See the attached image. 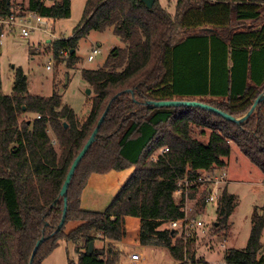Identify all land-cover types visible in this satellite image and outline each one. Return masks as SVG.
<instances>
[{
	"label": "trees",
	"instance_id": "obj_1",
	"mask_svg": "<svg viewBox=\"0 0 264 264\" xmlns=\"http://www.w3.org/2000/svg\"><path fill=\"white\" fill-rule=\"evenodd\" d=\"M71 7L72 0H0V19L29 12L65 19ZM107 29L122 45L112 48L99 68L82 69L93 91L85 118L57 91L50 96L30 93L21 68L13 92L4 94L0 67V264H30L42 237L32 264H43L62 239L75 244L77 264H118L121 253L113 242L122 240L126 230L116 204L136 193L140 244L165 247L180 261L184 244L168 227L183 216L173 196L178 179L227 167L231 143L264 174V100L243 123L197 106L145 104L198 100L244 116L264 92V0H177L174 13L159 0L152 8L143 0H87L73 35L52 43L54 55L68 52V64H73L78 40ZM107 108L95 141L71 178L65 222L55 232L63 216V183ZM206 129L211 133L204 141ZM127 169H133L130 177L105 211L82 207L91 175ZM204 198L201 192L200 210L206 208ZM238 204L237 195L227 189L222 193L214 228L223 235ZM71 221L80 224L67 231ZM263 229L264 213L255 209L248 243L225 251L228 263L264 264L259 257ZM98 240L108 243L99 248ZM193 245L187 252L196 260Z\"/></svg>",
	"mask_w": 264,
	"mask_h": 264
},
{
	"label": "rangeland",
	"instance_id": "obj_2",
	"mask_svg": "<svg viewBox=\"0 0 264 264\" xmlns=\"http://www.w3.org/2000/svg\"><path fill=\"white\" fill-rule=\"evenodd\" d=\"M15 1L20 3L24 0ZM159 1L171 13L175 12L177 0ZM47 2L49 4L51 0H47ZM86 3L87 0H72L69 18L51 19L44 17L47 25H39L40 30L32 31L28 38L20 36L17 27L12 33L6 34L1 42L0 56L2 92L4 94L13 92L15 74L17 69L21 68L27 76L30 93L50 96L54 91H57L62 95L64 102L72 106L81 118L88 115L91 108L90 96L93 95V91L91 86L82 78L81 71L82 69H96L102 66L111 49L122 45V41L112 29L91 31L78 40L76 60L73 64H68V52L63 53L60 57L54 55L52 43L58 38H68L73 35L82 20ZM31 23L34 24V21ZM95 48L99 49L100 52L94 54L95 58L90 61L88 57L93 54ZM88 89H91L90 94H87ZM210 133V129H206V134L203 136L204 141L209 139ZM231 144V153L226 158L230 179L227 189L236 193L239 198V204L230 216L231 228L226 235L214 228V224L217 222L216 208L210 205L208 212L206 211L205 215L202 216L207 224V233L193 245L197 258L203 257L217 263L224 258L225 251L246 247L252 229V215L255 209L264 213V174L240 150L237 144ZM131 171L133 170H114L106 174H97L104 180L102 182L104 185L97 186L96 189L93 186V179L95 180L96 175L93 174L90 185L86 189L90 204L85 202L82 207L94 211H105L115 198L117 187L120 183H122L121 185L125 183H123V179ZM118 179L120 180L118 181ZM105 199L109 201L106 202ZM121 200L123 201L124 198ZM124 204H120V208L126 217L130 218V220H126L125 239L129 245L135 247L139 229L140 204L137 205L135 200L129 204ZM79 224L80 221H71L67 224L66 230L70 231ZM261 240L263 247L259 251V257H264V229ZM107 243L108 241L98 240L95 244L101 248ZM75 247L73 242L60 240L57 248L47 256L46 264H68L69 260L77 264L79 254ZM127 249L130 250L131 248ZM140 252L146 257V260L140 264H176L165 250L157 251L156 254L150 253L149 250H140Z\"/></svg>",
	"mask_w": 264,
	"mask_h": 264
},
{
	"label": "built area",
	"instance_id": "obj_3",
	"mask_svg": "<svg viewBox=\"0 0 264 264\" xmlns=\"http://www.w3.org/2000/svg\"><path fill=\"white\" fill-rule=\"evenodd\" d=\"M31 21H34V24H32ZM39 25H47V21L44 17L35 12H29L24 16L11 14L7 18H2L0 19V27L2 28L0 43L6 34L12 33L14 31L15 27L19 29L20 36L23 38H28L32 31L40 30ZM99 52L100 50L95 48L93 54H90L88 59L90 61L93 60L95 58L94 54ZM48 68H50V66H48ZM168 150L169 149L166 147L161 151L166 152ZM229 181V174L228 170H226V167L217 166H214L208 170H201L195 175H186L178 179L173 196L176 204L182 211L183 216L177 220L170 221L168 224V227L174 231L175 238L182 240L184 244V258L178 261V264L217 263L201 259L192 260L188 256L187 251L188 245L191 242H197L207 233V224L202 218V216L205 215L207 209H199L200 193H205L204 202L206 207H209L210 205L215 206L217 215V208L220 204L221 195L227 189ZM128 257L131 261L137 262L141 260V253L139 251H131L129 252ZM217 264L230 263H228V261L223 258L221 261H218Z\"/></svg>",
	"mask_w": 264,
	"mask_h": 264
},
{
	"label": "water",
	"instance_id": "obj_4",
	"mask_svg": "<svg viewBox=\"0 0 264 264\" xmlns=\"http://www.w3.org/2000/svg\"><path fill=\"white\" fill-rule=\"evenodd\" d=\"M143 1L146 3L148 8H152L153 5H154V2H155V0H143ZM90 92H91V89H88L87 90V94H90ZM263 100H264V92L259 97L256 98V100H255L254 104L252 105V107L250 108V110L242 117H235V116H233L231 114H228L225 111H222V110L218 109L215 106H212V105H209V104H206V103H202V102H200L198 100H185V99L184 100L183 99H181V100H179V99L160 100V101L148 100V101L145 102V104L147 106H149V107L197 106V107H202V108L208 109L210 111L216 112V113H218L219 115H221L222 117H224L227 120H230V121H233V122H236V123H243L255 111L256 107ZM107 111H108V108L105 110V112L103 113V115L99 119V121L97 123V126L93 130L91 136L89 137V139L87 140V142L84 145L83 149L79 152V154L77 155V157L75 158V160L73 161V163H72V165H71V167L69 169V172H68V174L66 176V179H65V181L63 183V186L61 188V191H60V196L64 200L63 216H62V219H61L60 223L58 224L55 232H58L62 228V226L64 225V222H65V218H66V215H67V209H68L67 192H68L69 184L71 182V178L75 174L76 168H77L78 164L80 163L81 159L83 158V156L86 154V152L88 151L90 146L95 141L96 135L98 133V130H99L100 126L102 125V123H103V121L105 119ZM44 240H45V237H42V238H40L37 241V243L35 245V248H34V250L32 252V255H31L30 264L33 263L34 257H35V255L37 253V250H38L39 246L41 245V243ZM93 248H94V242L91 241L90 245H89L90 252L93 251Z\"/></svg>",
	"mask_w": 264,
	"mask_h": 264
},
{
	"label": "crops",
	"instance_id": "obj_5",
	"mask_svg": "<svg viewBox=\"0 0 264 264\" xmlns=\"http://www.w3.org/2000/svg\"><path fill=\"white\" fill-rule=\"evenodd\" d=\"M50 4V3H49ZM226 169L228 170V164H227V167H226ZM127 170H131V169H127ZM133 170V169H132ZM131 173H132V171H131ZM131 173H129V175H126L125 177H124V179H123V183L125 182L126 183V181L128 180V178L130 177V175H131ZM98 173H95L94 175H96V177H95V180L93 179V181H94V184H93V186H94V189H96V187L98 186V187H101V186H103L104 185V183H102V182H104V180L103 179H101L100 178V175H97ZM92 176L93 175H91V177L89 178V181H88V184H87V186H86V188H85V190H84V192H83V195H82V201H81V203L83 204V203H87V204H90V202H89V200H88V198H87V194H86V189H87V187H89V185H90V181H91V179H92ZM120 179H118V181H119ZM122 182V181H121ZM124 183V184H125ZM122 183H120L119 184V186L117 187V191H116V193L115 194H118L117 192H119V190H121L122 189V187H123V185H121ZM106 186V185H105ZM227 191L228 192H230V193H232V194H235V195H237L236 193H234L233 191H230V189H227ZM115 196V195H114ZM133 200H135L136 201V204L138 205V204H140V202H139V193H136L135 194V196L133 195V196H131V198L129 199V200H127V201H122L121 199L117 202V207L119 208V211H118V213L121 215V217L124 219V222H125V225H126V220H130V218L129 217H126V214H124L123 213V211L121 210V208H120V204H123V205H125L124 203H130V202H132ZM105 201L106 202H108L109 200H106L105 199ZM115 205V206H116ZM208 208L209 207H206V209H207V211H208ZM138 221H139V229H138V231H137V237H136V243H137V245L135 246V247H133V246H131V245H129L127 242H126V236L122 239V240H120V241H115V242H113V244H115L116 245V248L120 251V253H121V256H120V260H119V263L118 264H121V263H129V264H140V263H142L143 261H145L146 260V257L140 252V250L142 251H147V250H149L150 251V253H152V254H156L157 253V251H163V250H165L168 254H169V256L174 260V262L177 264L178 263V261L176 260V259H174L172 256H171V254H170V252H169V250L167 249V248H165V247H156V246H146V245H142V244H140V242H139V232H140V218L138 219ZM126 230V229H125ZM127 248H131L130 250H128ZM131 251H139L140 253H141V260L140 261H137V262H134V261H131L130 259H129V257H128V254H129V252H131ZM197 258V257H196ZM48 259V257L44 260V262H43V264H46L47 263V260ZM197 259H203V260H206L205 258H203V257H200V258H197ZM207 261H210V260H207ZM217 261V260H216ZM211 262H215V261H211Z\"/></svg>",
	"mask_w": 264,
	"mask_h": 264
}]
</instances>
